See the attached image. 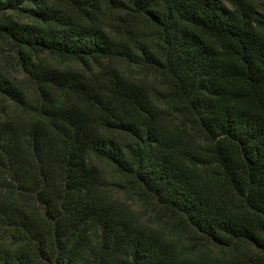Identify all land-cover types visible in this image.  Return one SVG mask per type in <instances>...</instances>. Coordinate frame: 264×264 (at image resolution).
<instances>
[{
    "label": "trees",
    "instance_id": "trees-1",
    "mask_svg": "<svg viewBox=\"0 0 264 264\" xmlns=\"http://www.w3.org/2000/svg\"><path fill=\"white\" fill-rule=\"evenodd\" d=\"M0 44V264H264V0H0Z\"/></svg>",
    "mask_w": 264,
    "mask_h": 264
},
{
    "label": "rangeland",
    "instance_id": "rangeland-1",
    "mask_svg": "<svg viewBox=\"0 0 264 264\" xmlns=\"http://www.w3.org/2000/svg\"><path fill=\"white\" fill-rule=\"evenodd\" d=\"M256 3L260 0H253ZM226 5V3H225ZM14 54L3 44H0V68L3 72H6L10 75L11 78L21 80L22 74L20 73L19 68L14 64ZM4 110H9L13 112L12 107L7 105L0 100V118L5 117ZM10 118L15 119L16 122H22L24 119V116L19 111H14L9 115ZM104 168L105 174L111 184H114L115 177L110 173V170L102 166ZM5 176L0 172V199L6 196L10 190L8 188V183L5 181ZM111 191L115 198H123L121 192H116L114 188H111ZM139 201L134 197L130 198L127 201V204L131 207L133 211H140L139 208ZM12 242V238L9 235H6V233L0 229V246H4L7 248V246L10 245Z\"/></svg>",
    "mask_w": 264,
    "mask_h": 264
}]
</instances>
